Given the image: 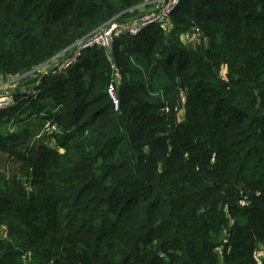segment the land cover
<instances>
[{"label": "trees", "instance_id": "trees-1", "mask_svg": "<svg viewBox=\"0 0 264 264\" xmlns=\"http://www.w3.org/2000/svg\"><path fill=\"white\" fill-rule=\"evenodd\" d=\"M150 1L0 0V80L29 86L0 111V264H264V0H181L39 68Z\"/></svg>", "mask_w": 264, "mask_h": 264}, {"label": "built area", "instance_id": "built-area-1", "mask_svg": "<svg viewBox=\"0 0 264 264\" xmlns=\"http://www.w3.org/2000/svg\"><path fill=\"white\" fill-rule=\"evenodd\" d=\"M154 7L151 8L146 14L139 17L134 22L121 23L115 19L107 21L103 26L99 27L91 34L83 37L82 39L76 41L74 44L62 50L53 59L50 61L47 69H44L43 66H40L41 72L44 74L48 73L49 70L52 72H62L68 67L73 65L75 61L79 58L81 53L89 48L100 47L104 48L106 51L110 50L112 41L122 35L134 36L140 33L142 30L149 26H158L159 28L165 30L167 29L170 16L173 11L178 7L181 0H153ZM117 80L113 79L107 87L108 95L111 99L113 107L118 108V97L116 92ZM38 85V82L35 83V86ZM1 87V86H0ZM38 89H31L30 95L36 97ZM12 104V94L8 91L0 90V111L9 107ZM183 111V110H181ZM47 134L54 132H59V128L55 122L51 119L45 120L43 126L35 135V139L41 137V132ZM53 140V139H52ZM241 205H247L246 200L241 199L239 201ZM0 235L6 237L5 227L0 228ZM25 257V256H23ZM253 258L256 264H263L260 252L255 249L253 253Z\"/></svg>", "mask_w": 264, "mask_h": 264}, {"label": "rangeland", "instance_id": "rangeland-1", "mask_svg": "<svg viewBox=\"0 0 264 264\" xmlns=\"http://www.w3.org/2000/svg\"><path fill=\"white\" fill-rule=\"evenodd\" d=\"M148 3L151 4L150 9L154 7V5H153L154 1H150ZM147 7H144V9H143L144 13L142 15L146 14L150 10ZM169 25H170V22H169ZM169 25H168V27H169ZM182 36L184 37L185 42H187V43H189V42L193 43V40H194V38L196 36L197 37L201 36L203 38L204 44H207L206 37L202 36V35H199L196 32L195 33L187 32V33H184ZM21 77L22 76H17V77L7 76V77L1 79L0 80V86H1L0 90L2 89L3 91H8L11 94L16 93V92H25V91H27L29 89V86H28V84H25V81L21 80ZM33 98H35V97H33ZM179 116H181V118L183 117V111H180ZM32 119L35 120L34 124H38V122L40 120L39 117H36V116H32ZM12 127L13 126L10 127V130H12ZM59 132H60V130H59ZM59 132L58 131L57 132L52 131L51 133L47 134V133L42 131L40 139H43L49 147L56 148L59 152H63V150L60 147H58L57 142L55 141V138L53 136L54 133H59Z\"/></svg>", "mask_w": 264, "mask_h": 264}, {"label": "crops", "instance_id": "crops-1", "mask_svg": "<svg viewBox=\"0 0 264 264\" xmlns=\"http://www.w3.org/2000/svg\"><path fill=\"white\" fill-rule=\"evenodd\" d=\"M43 68L44 69H47L48 68V65H43ZM42 69V68H41Z\"/></svg>", "mask_w": 264, "mask_h": 264}]
</instances>
